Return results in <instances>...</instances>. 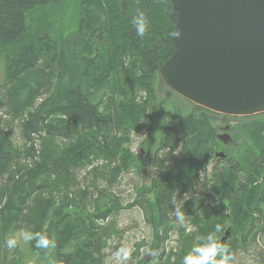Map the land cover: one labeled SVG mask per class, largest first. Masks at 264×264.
<instances>
[{
  "label": "trees",
  "instance_id": "1",
  "mask_svg": "<svg viewBox=\"0 0 264 264\" xmlns=\"http://www.w3.org/2000/svg\"><path fill=\"white\" fill-rule=\"evenodd\" d=\"M112 1L126 41L118 66L126 62L138 78L159 77L174 51L170 1ZM57 2L0 0V264H73L80 255L88 256L90 264H106L104 253L111 239L120 235L114 222L124 209L136 211L157 241L153 250L144 241L135 243L132 255L147 250L159 264H182L183 256L219 223L225 230L216 235L230 247L231 264L238 254L249 251L259 256L257 264H264V114L244 118L239 127L251 147L245 160L219 157L213 164L218 144L211 112L193 104L192 109H178L164 126L154 157L145 163L151 178L146 171L138 174L147 190L137 186L129 199L119 197L114 187L119 184L115 177L124 171L119 144L129 141L131 128L127 122L119 124L105 104L112 93L129 96L134 88H118L112 79L85 85V77L97 66L96 56H67L78 71L75 76L62 58L40 54V45L52 42L47 19L43 22L38 15ZM156 5L160 9L153 8ZM137 7L149 20L144 38L136 36L131 23ZM98 16L106 27V17ZM101 31L98 40L105 33ZM65 44L60 45L61 54L69 48ZM23 78L44 96L31 110L19 109L11 99V90ZM120 79L129 82L127 77ZM14 131L20 137L18 144L11 139ZM127 168L136 175V168ZM81 169L85 170L80 180L75 174ZM43 198L56 202L45 225L37 222L34 207ZM177 210L184 213L183 226L176 220ZM21 230L47 233L55 239V249L45 254L34 247V241L8 249L5 239ZM66 233L69 239L64 247L61 238ZM172 235L175 246L165 255Z\"/></svg>",
  "mask_w": 264,
  "mask_h": 264
},
{
  "label": "rangeland",
  "instance_id": "2",
  "mask_svg": "<svg viewBox=\"0 0 264 264\" xmlns=\"http://www.w3.org/2000/svg\"><path fill=\"white\" fill-rule=\"evenodd\" d=\"M153 8L158 7L156 5ZM116 10L112 0H58L55 5L49 6L43 14L38 15V18L41 17L43 22L47 19L48 37L53 44L55 43L52 46V43L47 45L44 41L40 45L39 50L40 54L49 57L48 59L54 58V60H60L62 58L69 65L66 66V69L72 70L75 76H79V74L77 69H74L69 62L72 61V58H94L96 56L97 66L85 77V85L89 83L94 84L100 79H112L118 88L128 89V86H133L134 89L129 96L124 95L122 91H118L117 93H112L105 104V110L110 115L114 114V117L117 116L119 124L127 122L128 127L131 128L129 141H121V144H119L121 148L118 150V157L120 160L122 159L121 164L124 171L122 170L121 175L117 177L113 176V178L118 179L119 183L114 186L120 192L117 195L123 199H129L128 195L134 194L137 186L146 189L143 178L138 174L141 170L149 174L145 163L154 157L164 126L174 115L175 111L178 109H192V104L175 95L165 85L161 84L160 77L147 80L138 78L135 69L133 68L130 71L129 69L131 68L126 62L122 63L121 67L118 66V61L125 54L126 41L123 25H121L122 22L119 18L115 17ZM99 13L106 17V27H104L103 21L101 22V18L98 16ZM81 25L83 26L81 27ZM101 30H105V33L98 40L97 36L102 32ZM65 41L69 48L67 49L66 47L63 54H61L62 48L60 45ZM72 55L74 56L69 60L67 56ZM123 76L129 79L127 84L120 79ZM34 88L32 81H28L25 78L20 80L17 86L13 87L11 99L17 104L16 107L20 106L19 109L25 108L24 110H31L32 106L36 108L41 103L44 96L35 92ZM208 115L216 131L218 144V149L214 153L213 164L217 162L219 154L222 155L220 157L222 160L226 158L239 159L240 161L245 160L251 147L242 138L239 127L244 123L243 121L246 117L225 116L213 112ZM15 132L17 133V131H14L11 139L14 144H18L21 141ZM106 160H110L109 154ZM210 164H207V173L210 172ZM100 165L101 163L97 164V166ZM130 166L136 168V175L133 172H128L127 167ZM89 168L86 169L89 170ZM84 170L77 171L79 175L75 174L76 177L78 176L79 179L83 178L84 173L82 172ZM209 176L210 174L208 173V178ZM148 177L151 178L150 174ZM149 199L153 201L154 195L150 194ZM55 203L50 198H43V203L34 205L37 208L39 216L37 217V222L42 221L43 225L46 224L49 212ZM228 210H225L227 215L230 214V210ZM121 212L119 219H116L114 222L116 230L120 231V235L114 236L110 241L113 243L109 244V247L114 250L112 251L108 248L104 253L108 256L106 264H130L133 261L130 259L132 252H130L129 258L126 261L117 257L118 251L122 248L131 249L135 243L144 241L146 246L150 250H153L157 244L154 232L151 228L141 223V219L136 211L124 209ZM232 222L233 217L229 220V225ZM199 225H201V222L197 226ZM67 233L62 235L61 238L65 244L64 247L67 246L66 242L69 239ZM171 239L172 241L166 247L165 255L171 247L175 246L176 236L172 235ZM20 244H23V242L21 241ZM144 251L146 252L142 254L140 261L133 264H159L153 257L149 258L148 262H145V258L149 257L151 253L147 250ZM258 257L255 251H249L246 254L240 253L235 258V264H257L260 262ZM89 261L88 256L80 255L75 257L73 264H90Z\"/></svg>",
  "mask_w": 264,
  "mask_h": 264
},
{
  "label": "water",
  "instance_id": "3",
  "mask_svg": "<svg viewBox=\"0 0 264 264\" xmlns=\"http://www.w3.org/2000/svg\"><path fill=\"white\" fill-rule=\"evenodd\" d=\"M169 1L173 32L182 35H171L173 54L158 72L162 84L213 113L264 114V0Z\"/></svg>",
  "mask_w": 264,
  "mask_h": 264
},
{
  "label": "clouds",
  "instance_id": "4",
  "mask_svg": "<svg viewBox=\"0 0 264 264\" xmlns=\"http://www.w3.org/2000/svg\"><path fill=\"white\" fill-rule=\"evenodd\" d=\"M132 26L135 29V34L139 38H144L149 30V20L145 12L137 7L135 15L132 17ZM182 33L176 29L172 33L175 38H180ZM176 220L183 226L185 223L184 213L177 210L175 213ZM224 227L217 223L214 227V232L209 233L202 238V243L194 245L190 251L182 258V264H231L233 260V253L230 247L226 243H221L217 237V233L222 234ZM25 244L34 241V247L40 250L55 249V239L50 237L47 233L32 232L29 230H21L18 233L13 234L11 237L6 238L4 241L5 246L8 249H14L20 242ZM131 249H120L117 253V257L123 261L129 258Z\"/></svg>",
  "mask_w": 264,
  "mask_h": 264
},
{
  "label": "flooded vegetation",
  "instance_id": "5",
  "mask_svg": "<svg viewBox=\"0 0 264 264\" xmlns=\"http://www.w3.org/2000/svg\"><path fill=\"white\" fill-rule=\"evenodd\" d=\"M162 84V83H161ZM142 254H144V253H142L141 251H140V253H139V255L138 256H135V255H132L131 254V257H130V259L131 260H133L130 264H133V263H135V262H138V261H140V257H142ZM133 256H135V257H133ZM152 257V254H150V256L148 257H146L145 259V262H148V260H149V258H151Z\"/></svg>",
  "mask_w": 264,
  "mask_h": 264
},
{
  "label": "bare ground",
  "instance_id": "6",
  "mask_svg": "<svg viewBox=\"0 0 264 264\" xmlns=\"http://www.w3.org/2000/svg\"><path fill=\"white\" fill-rule=\"evenodd\" d=\"M229 211V210H228Z\"/></svg>",
  "mask_w": 264,
  "mask_h": 264
}]
</instances>
